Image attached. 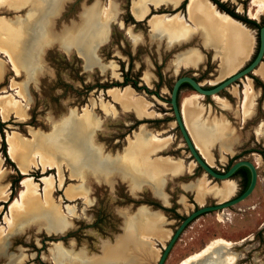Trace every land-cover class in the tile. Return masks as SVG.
<instances>
[{
	"label": "rangeland",
	"instance_id": "obj_1",
	"mask_svg": "<svg viewBox=\"0 0 264 264\" xmlns=\"http://www.w3.org/2000/svg\"><path fill=\"white\" fill-rule=\"evenodd\" d=\"M184 1L176 7L172 3L148 5L142 20L131 13L134 0H64L56 10L52 8L53 0H29L24 6H13V0L0 2V19L7 20L5 28L16 30L15 24H19L18 37L3 38V47L21 58V73L16 75L8 55L0 52V64L5 69L0 94H9L5 101L17 100L13 104L24 109V118L12 109L3 118L0 108V121L5 124L0 130V189L7 191L6 199L0 200V243L6 245L0 252V264H156L172 232L188 213L241 192V174L217 180L192 159L170 108V91L180 76H192L204 87H211L246 66L258 50L264 13L252 19L248 15L250 0L223 1L229 10L257 24L234 17L244 25L242 31L249 48L245 60L232 68L233 73L226 74L217 51L204 47L200 37L172 40L153 27L150 13H180L184 22L192 25L187 3L182 6ZM103 10L109 11L112 18L102 39L98 36L102 26L98 17ZM75 40L76 44L64 47ZM192 50L200 52L202 61L196 66L180 62ZM260 65L264 68V57ZM253 73L246 76L253 92L245 119L240 110V92L246 77L216 95L224 101L201 94L194 99L199 116L192 119V125L207 129L220 124L221 137L209 143V164L224 171L238 160L253 162L257 169L255 188L243 201L192 221L164 264H179L216 238L234 245L227 250L218 247V258L209 253L198 264H223L221 258L227 254L236 257L235 264H264V77ZM126 88H130V95L135 94L133 98L143 102L145 111L141 114L122 106L118 93ZM195 94L199 93L183 86L178 93L180 109L183 100ZM156 134L168 141L142 158L136 147L140 137L144 144L153 143L156 141L151 137ZM11 140L23 150L32 148L34 154L45 152L44 159L50 153L59 169L46 171L41 165L30 164L27 173H22L9 155ZM49 145L54 147V154L47 152L45 146ZM57 145H64L65 151ZM123 155L137 159V168L127 164ZM161 158L180 161L182 174L154 172L151 165ZM28 159L30 162L32 157ZM138 165H144L147 176ZM78 166L84 169L82 174L76 173ZM103 170L110 175V182L100 173ZM46 174L53 180V207L65 219L62 229L54 228L52 217L43 209L32 217L20 215L10 206L25 189V176L37 184L32 189L36 188L43 200L42 177ZM204 181L207 184L200 200L196 186ZM227 181L234 184L228 197L208 192ZM81 185L88 198L67 197L69 187ZM141 210L153 220L158 219L155 212L161 214L159 225L168 236L151 232L139 236L134 231L133 235L135 218ZM11 217L13 225L8 223ZM112 248H120L121 254L111 256Z\"/></svg>",
	"mask_w": 264,
	"mask_h": 264
},
{
	"label": "bare ground",
	"instance_id": "obj_2",
	"mask_svg": "<svg viewBox=\"0 0 264 264\" xmlns=\"http://www.w3.org/2000/svg\"><path fill=\"white\" fill-rule=\"evenodd\" d=\"M17 1L18 0H13L12 3H16ZM19 1H25V0H19ZM63 1L64 0H53L52 8H54L55 10L60 8L61 3ZM181 1L182 0H134L131 6V13L135 17V19L142 20L148 12L147 11L148 5L160 6V5L172 3L176 7ZM222 1H227V0H222ZM0 2H3V0H0ZM249 4H250V9L248 10V15L252 19H256L258 18L259 15L264 13V0H250ZM186 6H187L186 9L188 13L187 16L189 18V21L192 23V25H187V23L184 22L180 13H173L170 15H163V14L152 15L151 19H152L153 27L160 29V31H164L166 34H168V36L172 40L190 39L195 36L200 37L201 43L204 47H211L212 49H215L217 51V54L220 57L222 67L226 71L225 73L226 74L233 73L234 70L232 68L235 65L239 66L248 55L247 50L249 48V44L246 38L247 36H245V34L242 31V28L244 29V25L237 19L232 18L228 13L218 10V8L215 7V5L210 0H188ZM111 15L112 14H110L109 11L103 10L101 16L98 17L100 18L101 23H102L101 24L102 26L100 27V30L98 32V36L102 39L107 34V29H108L107 23L112 18ZM7 30L8 29H6V31ZM246 30L248 31V29ZM40 37H43V35H40L39 38ZM73 42L74 43L67 42V44H64V47L68 48V46H70L69 45L70 43L73 45L76 44V40ZM4 45H5V42L3 43V38L2 40L0 38V52H3V54L5 53V55H8L11 61V64H12V69L15 71V74L16 75L20 74L21 73L20 71L21 58L12 56L8 52V50L5 47H3ZM32 59L33 58H31V60ZM201 61H202V55L200 54L199 51H195V50L188 51L187 53H185V55L180 60V62H183L186 65H191V66H196ZM27 64L28 63L25 64V67L28 66ZM253 72H254L253 74H256L259 77H262V78L264 77V68L262 65H259L256 69H254ZM1 75H2V68L0 64V77ZM245 79L246 81L244 84V90L240 92V94L242 95V99H243L241 100V106H240L241 115H243V119H245V117L247 116V105L251 104V101H252L251 93L253 92L250 79L248 77H246ZM146 80L148 81V77H146ZM114 89H112V91H115ZM129 89L126 88L124 92L118 93V94H121L119 100L125 109L133 108L135 109V111L141 114L142 112L145 111V106L143 102L140 100V98H133L135 94L134 95L131 94L132 96L130 95ZM234 89L237 92L236 87ZM8 97H9V94L7 93L0 94V102L2 103V106H0V108H1V113L3 115V118L6 117L4 114L8 113L9 110L11 109L14 110L15 113L18 114L20 118H24V109L18 105L13 104V102H17V100L5 101ZM199 97H201L200 94H195L191 97L184 99L182 103L181 112H182V117H183V121L186 126V129H188L187 131L190 137L192 138L196 148L202 154L204 159L208 163H211L212 155L210 153L211 150H209V143L221 137L222 135L221 127H220V124H215V125H210V127H208L207 129H200L199 127L195 128L192 125V119L193 118L196 119V117L199 116V110H197L194 104V99L199 98ZM214 98H219V97L215 95ZM221 100L224 101L223 99ZM10 138L13 139L12 136H10ZM151 138H153L156 142L144 144L142 143V136H141L140 137L141 141H139L136 146L138 147V150H141V152L143 153L145 152L146 154L147 153L150 154L153 151L160 149L161 148L160 146L162 145L163 142H165V140L168 141V139L159 137L157 136V134ZM57 146L59 148H63V151H65L66 149L64 145L61 147L59 145ZM45 147L47 148V152L48 150H51L52 154L55 153L54 147H52V145L45 146ZM8 148H9L8 152H9L10 157L12 158V160L18 163L21 169V172L24 174L27 173V170L30 164H32L33 166L36 164L41 165L42 169L43 170L46 169V171L52 168H56L57 170L59 169L56 160L54 159L52 160L53 156L52 155H51L52 157L49 156L50 155L49 152H48L49 155H47L48 159H44L45 152H42V153L37 152L36 154H34V152H32L33 150L32 148H27L26 150H23L20 147L16 146L13 140L9 142ZM28 156L32 157V160H30V162H29ZM76 157L74 159L72 158V160L77 159ZM35 158H37L38 163L35 162ZM123 160H125L127 164L131 165L132 167L134 166L135 169L137 168L136 167V164L138 162L137 159L135 160L133 157L123 155ZM139 167H140V170H142L144 165L143 167L141 166ZM182 167L183 166L180 161H172L169 158H161L159 160H156L151 165V168L153 169V171L160 175L166 174L167 172H169L170 174L177 175L178 173L182 172L183 170ZM80 168L81 167L78 166V168L76 169V173L82 174V170L84 169L81 170ZM97 171L98 170H95V172ZM100 173L105 175L104 177L106 181L107 180L109 182L111 181L110 175L107 173V171L103 170ZM97 177H100V176H97ZM42 181L44 183V191L42 195L44 198L43 200L40 201V197H39V194L36 192V188L32 189V186L37 187V184L33 183L30 176H25L23 179V186L25 189H22L20 193V197L17 198V200H14L10 206L12 208L15 207V210L18 214L20 215L24 214L27 216L31 215L32 217L35 213H38L39 211L43 209L50 215V217H52L54 224H55L54 228L62 229L64 228L66 224H65V221H64L65 219L62 213H60V211H58L55 207H53L52 176H48L46 174L44 175V177H42ZM205 184H207V182L204 181L203 183L201 182L197 184L196 186V196L200 200L203 198V195L205 193L203 192V189H204L203 187ZM159 185H160V182H159ZM83 186L84 185L77 186V187H69L66 190L67 197L70 199L83 198V197L84 199L88 198L86 197L87 194L85 195V189ZM233 191H234V184L230 181L225 182L219 189H215L214 187L208 189V192L210 193L216 192L222 198L228 197L229 195L233 193ZM6 197H7V191L5 189H0V200H4L6 199ZM24 198L27 199L26 203L24 202ZM13 218L14 217H11L10 219H8L9 225L14 224ZM150 222L154 223L155 220H153L152 218ZM138 235L140 236V234ZM143 237H147V235ZM242 241H244V239ZM232 245H234L232 241L225 240L223 238H216L212 240L210 243H208L205 247H203L198 252L191 254L190 256L184 258L179 264H198V261L200 259H203L209 253H211L212 255L215 254L213 256L218 258V255L215 252V250L218 247H223L227 250V249H230ZM5 246H6L5 243H0V252L4 251ZM111 251L112 252H109V253H111V256H114V257L121 254L120 248L119 249L112 248ZM221 261H223V264H235L236 257L232 254H227L226 256H222Z\"/></svg>",
	"mask_w": 264,
	"mask_h": 264
},
{
	"label": "water",
	"instance_id": "obj_3",
	"mask_svg": "<svg viewBox=\"0 0 264 264\" xmlns=\"http://www.w3.org/2000/svg\"><path fill=\"white\" fill-rule=\"evenodd\" d=\"M211 1V0H210ZM222 1V0H220ZM216 7L217 5L211 1ZM218 10H220L218 8ZM153 14L150 13V16ZM231 16V15H230ZM232 17V16H231ZM234 18V17H232ZM259 44H258V51L255 55V57L242 69L238 70L234 74L228 76L221 82L211 86V87H204L201 85L195 78L192 76H180L178 77L171 88L170 91V108L172 109V113L174 116V120L176 123V126L180 130V133L184 139V142L186 144L187 149L190 152V156L195 161V163L201 167L206 174L211 176L214 179L217 180H226L233 177L234 173L240 168V167H246L249 170L250 173V181L247 186V188L239 193L238 195L232 197L231 199L213 204V205H204V206H198L194 210H192L190 213H188L182 221H180L179 225L175 228V230L172 232L169 240L163 247V250L159 256L158 261L156 264H164L168 254L170 253L171 249L173 248L176 241L179 239V236L182 234V232L186 229L189 224L194 221L199 216L212 212V211H218L223 210L225 208H228L230 206H233L244 199H246L254 190L256 182H257V169L253 162L249 160H238L234 162L232 165H230L227 170L224 171H218L215 169L212 165H210L202 156V154L198 151L196 148L192 138L190 137L186 126L183 121L182 112L180 109V105L178 102V93L180 90V86L183 83H188L189 86L198 92L201 95L204 96H213L217 95L219 92H221L226 87L232 85L237 80H240L241 78L246 77L249 73H252L254 69H256L263 60L264 57V25L259 28Z\"/></svg>",
	"mask_w": 264,
	"mask_h": 264
},
{
	"label": "crops",
	"instance_id": "obj_4",
	"mask_svg": "<svg viewBox=\"0 0 264 264\" xmlns=\"http://www.w3.org/2000/svg\"><path fill=\"white\" fill-rule=\"evenodd\" d=\"M28 3H29V0H25V1H19L18 0L16 3H14L12 5L14 6V5L20 4V5L24 6V5L28 4ZM6 25H7V20L0 19V38H1V40H2V38H9V39L10 38H17L18 37V31H19L18 30L19 24H15V26L17 28L16 30H12V29L10 30L8 28H5ZM6 29H8V30L6 31ZM1 68H2V75L0 77V82L3 80L4 74H5V69H4L2 64H1ZM141 154L143 156L142 158L146 159L147 154L145 152L144 153L142 152ZM139 171L143 172L144 170L142 169V170H139ZM143 173L147 176V173H145V171ZM180 174H182V172L178 173L177 175H180ZM165 175H175V176H177L176 174H170L169 172H167ZM154 214H155V216H158L157 217L158 221L155 220V222L152 223V222H150L152 218L148 217L145 214L144 210H141L138 213L137 217L135 218V224L136 225L134 226V229L132 230L131 233L135 232L136 234L137 233L138 234H143V233H150L151 232V233L159 234L160 236L161 235L162 236H166V235L168 236L167 232L165 230H163L160 227V225H159L161 223V222H159V220L161 218V214H158L156 212ZM135 233L133 235H135ZM152 238H158V237L152 236Z\"/></svg>",
	"mask_w": 264,
	"mask_h": 264
},
{
	"label": "trees",
	"instance_id": "obj_5",
	"mask_svg": "<svg viewBox=\"0 0 264 264\" xmlns=\"http://www.w3.org/2000/svg\"><path fill=\"white\" fill-rule=\"evenodd\" d=\"M217 6L218 8L223 11V12H226L228 13L229 15L235 17V18H238L240 20H242L243 22L245 23H248V24H251V25H254V26H257L256 22L254 20H250V19H244V18H241L240 16H238L237 14H235L232 10H229L227 8V4L223 1H220V0H212ZM187 3V0L183 2L182 6H184L185 4ZM258 44H259V38H258ZM258 51V50H257ZM257 53V52H256ZM256 55V54H255ZM255 57V56H254ZM253 57V58H254ZM183 86H189L188 83H183L181 86H180V89L183 87ZM135 87V85H134ZM190 87V86H189ZM191 88V87H190ZM4 123L0 121V130L4 127ZM238 174H241L242 178H243V187H242V190L241 192H243L248 184H249V181H250V173H249V170L246 168V167H240L235 173L233 176L235 175H238ZM240 192V193H241ZM190 225V224H189Z\"/></svg>",
	"mask_w": 264,
	"mask_h": 264
}]
</instances>
